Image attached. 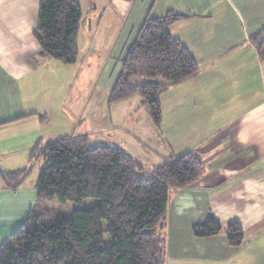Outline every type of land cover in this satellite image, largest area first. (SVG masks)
<instances>
[{"label": "crops", "instance_id": "0c3cea01", "mask_svg": "<svg viewBox=\"0 0 264 264\" xmlns=\"http://www.w3.org/2000/svg\"><path fill=\"white\" fill-rule=\"evenodd\" d=\"M39 4L40 0H0V166L5 170L26 167L36 142L52 138L37 136L47 111L31 103L29 89L50 58L41 54L33 33ZM106 4L98 16L110 11L129 22V46L147 17L169 11L182 15L171 25V35L200 67L198 75L170 86L161 96L169 157L194 151L206 165L202 178L171 192L165 264H264V62L250 41L253 33L264 29V0ZM26 180L11 189L0 174V246L34 207L36 184L27 186ZM209 217L223 223L222 231L196 236L194 225ZM232 220L243 226L239 246L227 237Z\"/></svg>", "mask_w": 264, "mask_h": 264}, {"label": "trees", "instance_id": "16d2710c", "mask_svg": "<svg viewBox=\"0 0 264 264\" xmlns=\"http://www.w3.org/2000/svg\"><path fill=\"white\" fill-rule=\"evenodd\" d=\"M79 0H40L34 36L45 57L76 61L77 36L82 22ZM183 16L169 11L147 17L128 47L110 102L140 95L157 128L163 122L161 96L172 85L198 75L200 67L188 49L170 32ZM264 62V29L250 36ZM136 77L145 81L134 84ZM43 156L45 164L36 182L37 197L26 222L0 246V264H165V232L172 189L188 187L206 173L203 158L194 151L172 155L140 175L144 165L122 148L110 144L89 146L87 135L40 138L29 153L26 167L0 174L7 187L17 189L30 175L31 164ZM100 202L69 215L46 216L35 210L43 199ZM47 217V219H46ZM107 223L111 242L105 245ZM223 223L209 217L197 223L198 237L219 234ZM229 243L239 246L244 230L238 220L227 225Z\"/></svg>", "mask_w": 264, "mask_h": 264}, {"label": "rangeland", "instance_id": "374dc122", "mask_svg": "<svg viewBox=\"0 0 264 264\" xmlns=\"http://www.w3.org/2000/svg\"><path fill=\"white\" fill-rule=\"evenodd\" d=\"M82 3L76 61L66 63L55 58L47 59L45 65L39 67L40 72L34 75L36 82L29 86L31 103H39L47 111L48 119L39 123L37 136L87 135L90 147L118 146L144 165L140 175L152 176L154 169L166 162L171 153L164 142V123L159 128L155 126L138 94L120 101L109 100L122 59L131 43V40L127 42L129 22L125 24V19L116 18L118 15L110 11L100 19L98 14L107 5L106 0H82ZM90 5L92 8L87 13ZM144 81L145 78L136 77L132 82ZM74 107L75 114L71 112L67 116ZM44 164L43 156L33 160L27 186L36 184ZM99 202L100 198L93 196L65 202L58 198L43 199L35 210L46 216L69 215ZM102 225L105 245H109L107 223L103 221Z\"/></svg>", "mask_w": 264, "mask_h": 264}]
</instances>
